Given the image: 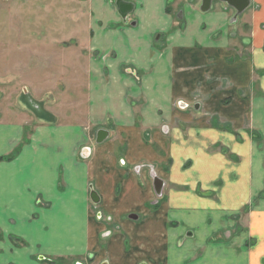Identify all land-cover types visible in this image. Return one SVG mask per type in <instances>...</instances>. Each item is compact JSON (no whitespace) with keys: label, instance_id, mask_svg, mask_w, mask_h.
<instances>
[{"label":"crops","instance_id":"1","mask_svg":"<svg viewBox=\"0 0 264 264\" xmlns=\"http://www.w3.org/2000/svg\"><path fill=\"white\" fill-rule=\"evenodd\" d=\"M126 1L134 9L125 22L116 0H86L89 121L50 123L40 113L25 139L37 117L18 100L15 111L0 106V157L16 152L0 162V264L73 255L82 257L71 264H264V0L237 20L220 0L206 12L202 0ZM241 16L255 30L248 54L228 38ZM100 129L108 136L97 143ZM146 165L165 181L160 198ZM249 173L252 205L241 216L232 204ZM215 182L230 204L195 192ZM142 191L158 197L154 211L151 197L134 205ZM127 198L135 207L122 211L137 220H103L99 211ZM127 224L141 235L129 237Z\"/></svg>","mask_w":264,"mask_h":264},{"label":"rangeland","instance_id":"2","mask_svg":"<svg viewBox=\"0 0 264 264\" xmlns=\"http://www.w3.org/2000/svg\"><path fill=\"white\" fill-rule=\"evenodd\" d=\"M216 3L221 2L215 0ZM259 7L260 3L258 4L252 0L249 8L258 10ZM239 20L240 23L231 27V31L236 32L239 29V36L233 37L234 35L229 31L228 38L231 39L233 44L237 43V47H243L244 54H248L254 47L255 30L249 19L247 20V18L241 16ZM90 21L91 14L86 0H0V106L15 111L18 107V100L20 106L24 107V109L21 108V112L37 117L34 122L32 121V125L25 126V139L31 131V126L41 122V119L38 118L40 113L51 114L50 119H45L50 123H76L79 117L81 122L85 119L89 121L86 116L88 106V89L86 87L89 83L88 65L92 53L86 51L84 45L88 44L87 40L90 38V34H88ZM184 24L183 18L179 19L178 26L182 28ZM179 104L181 102L176 103L177 106H180ZM186 107L188 106H184V108ZM40 117L42 118V116ZM88 128L89 126H86L85 129L87 139H89L90 134H93L91 127L89 128V134ZM227 155L231 156V154ZM3 160L10 159L4 158ZM3 160H0V162ZM131 167L133 169L134 165ZM146 167L150 175L149 180L152 182L153 176L157 175L155 171L157 168L154 165H146ZM187 167L189 166H185V164L181 166L183 171ZM142 172L136 175L142 176ZM201 174L202 172H197L195 177L201 178ZM249 174L250 176L242 181L240 187L245 194L241 196L238 203L232 204L240 206L241 216H244L252 205L253 186L251 184H253V181L251 173ZM180 175L182 174L180 173ZM208 175L209 171L207 179H205L207 182H209ZM142 188L145 189V186L143 185ZM219 188L222 189L223 187L217 185L216 182L209 187L199 184L195 187V192L200 195L203 193L214 194L218 198L217 205L230 204L233 197L227 195L223 198L224 196L219 195ZM142 192V195L138 193L140 199L137 197L138 200L134 204L135 206L146 197H151L150 194L147 195L146 192ZM150 199L153 204L147 203L146 207L154 211L157 207L155 200L158 197L156 198V195L153 194ZM93 205L98 206L96 203ZM135 206H132L130 198H127L126 202L120 200L115 206H108L111 212L106 214L99 211V213H101L104 221L109 220L108 216H111V220H114V215H120L123 212L122 210L134 208ZM98 210L97 208L94 212L96 217ZM130 214L137 213L125 211L122 213V218L130 220ZM122 229L129 231V237L131 236L134 239L141 235V230H143L139 227L130 228L129 226L128 228L122 227ZM122 229L120 230L124 232ZM125 234L128 236L127 233ZM190 234L191 231L188 235ZM12 240H19V246L25 243L23 240L16 238ZM94 244L95 242L92 240V245ZM70 253L72 254V252ZM81 257V255H73V257L65 256L62 258L56 257L55 259L58 262L71 264L75 258ZM89 257L92 258L93 254ZM95 260H97L96 256L93 261ZM103 262L107 261L99 260V264ZM114 262L119 264V259L114 258Z\"/></svg>","mask_w":264,"mask_h":264},{"label":"water","instance_id":"3","mask_svg":"<svg viewBox=\"0 0 264 264\" xmlns=\"http://www.w3.org/2000/svg\"><path fill=\"white\" fill-rule=\"evenodd\" d=\"M213 1L214 0H202L201 10L203 12L210 10ZM220 1L226 3L228 6L232 7L235 10V15L233 17L234 20H236L238 16L241 15L245 10H247L251 5V0H220ZM116 6L119 14L126 22L128 19V15L134 9V4L126 0H116ZM107 136H108L107 131L104 129H100L97 133L96 141L98 143H101L105 140ZM164 186H165V181L162 178L155 176L153 180V187L158 197L162 196ZM91 199L94 203H99L100 200L99 196L97 195V192L92 187H91ZM129 218L137 220L139 216L137 214H130Z\"/></svg>","mask_w":264,"mask_h":264},{"label":"trees","instance_id":"4","mask_svg":"<svg viewBox=\"0 0 264 264\" xmlns=\"http://www.w3.org/2000/svg\"><path fill=\"white\" fill-rule=\"evenodd\" d=\"M16 154V152L13 154V155H15ZM12 155V156H13ZM12 156H8V157H0V160H3L4 158H12ZM59 260H61V259H59ZM50 262H57V259H52V260H49Z\"/></svg>","mask_w":264,"mask_h":264},{"label":"bare ground","instance_id":"5","mask_svg":"<svg viewBox=\"0 0 264 264\" xmlns=\"http://www.w3.org/2000/svg\"><path fill=\"white\" fill-rule=\"evenodd\" d=\"M83 155H85V156H86L87 154L85 153V154H83ZM92 188H93V187H92ZM102 264H107V263H106V262H103Z\"/></svg>","mask_w":264,"mask_h":264},{"label":"flooded vegetation","instance_id":"6","mask_svg":"<svg viewBox=\"0 0 264 264\" xmlns=\"http://www.w3.org/2000/svg\"><path fill=\"white\" fill-rule=\"evenodd\" d=\"M108 219L111 220V216H109Z\"/></svg>","mask_w":264,"mask_h":264}]
</instances>
